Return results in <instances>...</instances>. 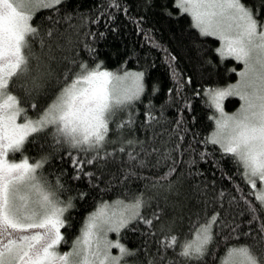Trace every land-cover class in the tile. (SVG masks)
I'll use <instances>...</instances> for the list:
<instances>
[{"label": "snow or ice", "instance_id": "snow-or-ice-1", "mask_svg": "<svg viewBox=\"0 0 264 264\" xmlns=\"http://www.w3.org/2000/svg\"><path fill=\"white\" fill-rule=\"evenodd\" d=\"M62 2L0 0V264H129L128 257H137L132 264H144L138 259L139 249L130 250L119 243L120 234L126 229L135 231L130 228L134 223L153 227L160 213L153 212L152 218H148L142 214L143 210L162 193L179 194L175 184L161 181L176 171L172 154L180 150V143L172 148L168 145L173 136L183 141V121L177 119L176 128L157 133L155 127L160 121L149 112L145 130L152 131L151 138L140 140L129 135L134 120L123 119V114L143 92L140 83L143 73L125 72L119 76L101 70L100 64L90 67L87 62L68 55L60 59L78 66L79 71L67 69L64 80L57 79V83L64 86L55 99L35 119L29 117L19 98L10 92V86L21 87L33 109L39 107L37 98L47 95L45 81L55 75L51 69V62L57 59L54 48L59 52L73 51L78 42L74 38L76 26L69 24L72 32L68 28L60 32L56 27L61 22L58 20L42 32L41 26H34L31 21L35 11L41 8H52L53 14L58 13L56 6ZM174 6L181 14L191 17L192 26L201 36H211L221 42L216 49L221 60L232 57L243 65L241 71L232 69L238 76L235 84L212 90L218 116L210 117L214 118L215 131L205 137L203 143L218 146L223 157H231L238 172L243 170V179L253 189L248 195L254 197L259 208L243 194L241 199L251 215L249 225L258 223L259 226L244 232L234 218H226L227 212L222 215L219 210H213L209 215L213 201L205 199L195 219L189 216L188 232L183 240L174 232L175 220L161 225L159 231L166 235L157 241L158 255L148 258L147 264H164L167 258L159 253L169 250L177 259H168V264H209L210 261L211 264H264V219L259 215L264 211V22L259 19L261 9L246 5L243 0H174ZM48 19L51 20V16ZM63 19L70 20V17ZM36 42L39 52L34 48ZM87 51L92 49L87 48ZM14 80L22 83L14 85ZM128 80H132L134 88L116 90L114 82ZM226 97H237L241 102L232 114L226 113L221 105ZM165 133L168 139H162L160 147H156L157 137ZM33 134L50 137L54 142L53 152L66 148L76 173L74 179L94 177L93 172L85 171V165L103 169L115 164L120 154L127 156L126 161H120L127 165L121 169L124 175L121 183L135 176V169L148 167L153 155L155 167L170 159L173 163L168 173L150 186L153 196L146 197V192H139L127 201L101 202L85 219L71 250L62 253L59 246L67 241L61 229L66 226L65 214L74 207L73 198L61 199L66 189L60 176L53 183L44 172V166L52 159L51 153L39 159L24 156L26 143H40L41 136L33 137ZM29 137L33 139L29 141ZM44 146L40 143L41 151ZM17 153L23 157L19 162L14 161ZM9 154L13 159H9ZM207 155L210 153H201V158ZM223 197L221 192L219 199ZM164 199L167 203V196ZM234 202L235 198L229 204ZM220 207L223 208L222 203ZM225 229H228L226 234ZM109 233L117 234L116 242L108 239ZM222 235L226 241H238L243 236L251 243L225 245L221 256L217 252L220 247L217 237ZM113 248L118 249L119 255L111 254Z\"/></svg>", "mask_w": 264, "mask_h": 264}, {"label": "trees", "instance_id": "trees-1", "mask_svg": "<svg viewBox=\"0 0 264 264\" xmlns=\"http://www.w3.org/2000/svg\"><path fill=\"white\" fill-rule=\"evenodd\" d=\"M243 2L253 8L259 7V19L264 22V0ZM56 7L59 9L56 14H53L52 8L36 10L31 23L41 26L42 32L53 27L54 22L58 20L61 22L56 24V27L60 32H64L66 28L72 32L69 24L75 25L74 38L78 42L71 52H59L54 48L57 59L51 62V69L55 75L45 81L44 92L47 95L37 98V109L31 107L32 102L25 96L21 87L10 86V92L19 98L21 107L26 109L29 117L35 119L38 113L55 99L64 86L63 83L58 84L57 79L63 81L67 69L79 71L78 66L73 67L60 59L68 55L78 61L87 62L90 67L100 64L101 70L116 75L128 71L143 73V92L139 100L133 101L129 111L123 114V119L131 117L134 120L129 135L140 140L151 138L152 131L145 130L149 112L160 121L155 127L157 133L163 132L164 129L176 128L177 119L183 121V141H180L179 136H173L168 145L172 148L176 143H180V150L172 154L176 171L168 175L167 180L161 181L164 184H175L179 194L162 193L152 200L142 214L152 218L153 212H158L160 219L154 220L151 228L143 223H134L130 228L136 230H123L119 242L127 249H139L138 259L147 264L148 258L158 255L157 241L166 235V232L159 231L161 225H169L175 220L174 232L183 240L184 234L188 232L189 216L195 219V213L201 212L205 199L213 201L208 209L209 215L213 210H219L222 215L227 212L226 218H234V222L240 224V230L247 232L250 227L257 228L258 223L249 225L251 215L247 211L248 206L241 199L243 194L249 202L259 208L254 197L248 195L253 189L243 179V170L238 172L231 157H223L218 146L203 143L205 137L214 129V118L210 119L214 117V110L203 96V91L235 81L237 75L232 69L239 70L240 63H236L232 58L221 60L216 52L218 40L211 36H201L192 26L191 17L186 13L181 14L174 6V0H63ZM49 16L51 20L48 19ZM64 17H70V20H64ZM34 48L37 52L40 51L38 42L34 44ZM87 48L92 51L88 52ZM20 83L22 82L13 81L14 85ZM237 106L236 98H228L224 102L227 111H232ZM36 135L41 136L40 143L45 145L43 150L41 151L40 143H26L24 156L39 159L41 155L51 153L52 159L44 166V172L53 183L56 177L60 176L66 189L61 193V199L73 198L74 207L65 214L66 226L61 229L67 241L59 246L61 252L71 248L86 216L101 202L112 203L117 199L127 201L139 192H146V197L153 196L150 186L168 173L173 163V159H170L155 167L153 165L156 157L153 155L148 167L135 169L137 174L121 183L124 179L121 169L127 165L121 164L120 161H126L127 156L120 154L115 164H109L103 169L85 165V171L93 172L94 177L83 176L81 179H74L76 173L66 148L53 152L51 146H54V142L51 138L43 134H33V137ZM33 137H29V141ZM162 139H168L167 133L157 137L156 147H160ZM201 153L210 155L202 159ZM21 157L17 153L14 159ZM191 161L194 163L190 164ZM221 192L224 193L222 200L219 199ZM233 198L235 202L230 205L229 201ZM221 203L223 208L220 207ZM259 215L264 219V211H260ZM224 232L226 234L228 229ZM111 237L115 238L117 234L112 233ZM217 239L220 242L217 252L221 256L224 254L225 245L251 243L250 239L246 240L243 236L238 241H226L223 235ZM159 254L166 256L164 264H168V259H177L172 250ZM127 259L129 264H132L137 257Z\"/></svg>", "mask_w": 264, "mask_h": 264}, {"label": "rangeland", "instance_id": "rangeland-1", "mask_svg": "<svg viewBox=\"0 0 264 264\" xmlns=\"http://www.w3.org/2000/svg\"><path fill=\"white\" fill-rule=\"evenodd\" d=\"M218 40V39H217ZM218 42H219V46L218 47H220L221 46V42L218 40ZM217 47V48H218ZM227 58H232V57H227ZM236 63H239V62H237L234 58H232ZM243 69V65L242 64H240V69L239 70H236L237 72L238 71H241ZM128 72H135V73H141V72H138V71H128ZM124 74V73H123ZM123 74H120L119 76H123ZM237 80H238V76H237V79L235 80V81H233V82H231V83H227V84H225V85H222V86H217V87H214V88H210V89H204V91H203V96L210 102V104H211V106H212V108H213V110H214V117L215 116H218V113L216 112V109H215V106H214V101H213V99H212V90H214V89H223V88H226L227 86H229V85H231V84H235L236 82H237ZM141 84H142V80H141V82H140ZM114 86H115V88H116V90L117 91H120V90H123V89H129V88H134V84H133V82H132V80H128V81H124V82H114ZM206 90H207V94H206ZM228 98H236V99H238L237 97H226V98H224L222 101H221V105H222V107L224 108V102H225V100L226 99H228ZM240 100L238 99V106L234 109V110H232V111H227V110H225V108H224V111L226 112V113H228V114H232V113H234L239 107H240ZM18 122H20L19 121V118H18ZM215 131V122H214V129H213V131L212 132H214ZM212 132L209 134V136L212 134ZM9 159L11 160V159H13L12 158V154H9ZM21 159H23V157H21L20 159H18V160H15L14 159V161L15 162H19ZM257 187L259 188L260 187V185L258 184L257 185ZM109 204H111V203H109ZM97 209V207L94 209V210H92L90 213H92V212H94L95 210ZM89 213V214H90ZM88 214V215H89ZM88 215L86 216V218L88 217ZM85 218V219H86ZM84 222H85V220H84ZM84 224V223H83ZM83 226V225H82ZM79 234H80V232H79ZM78 234V235H79ZM111 234L112 233H109L108 234V239L109 240H111V241H113V242H116L117 241V237H115V238H112L111 237ZM120 243V242H119ZM71 250V248L68 250V251H70ZM60 251V250H59ZM61 252V251H60ZM67 252V251H66ZM63 253V252H62ZM111 254L112 255H119V252H118V249H116V248H113V249H111Z\"/></svg>", "mask_w": 264, "mask_h": 264}]
</instances>
